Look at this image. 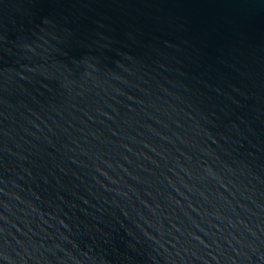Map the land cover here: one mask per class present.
Wrapping results in <instances>:
<instances>
[{
  "label": "water",
  "instance_id": "95a60500",
  "mask_svg": "<svg viewBox=\"0 0 264 264\" xmlns=\"http://www.w3.org/2000/svg\"><path fill=\"white\" fill-rule=\"evenodd\" d=\"M0 264H264V0H0Z\"/></svg>",
  "mask_w": 264,
  "mask_h": 264
}]
</instances>
